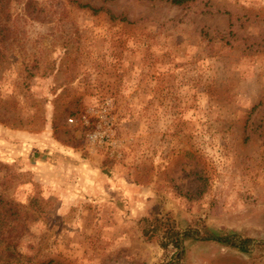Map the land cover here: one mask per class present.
<instances>
[{"label": "rangeland", "instance_id": "obj_1", "mask_svg": "<svg viewBox=\"0 0 264 264\" xmlns=\"http://www.w3.org/2000/svg\"><path fill=\"white\" fill-rule=\"evenodd\" d=\"M0 197L20 264H264V0H0Z\"/></svg>", "mask_w": 264, "mask_h": 264}, {"label": "trees", "instance_id": "obj_2", "mask_svg": "<svg viewBox=\"0 0 264 264\" xmlns=\"http://www.w3.org/2000/svg\"><path fill=\"white\" fill-rule=\"evenodd\" d=\"M194 0H169V2L176 6H187ZM82 8H88L92 13H97L100 9L91 8L89 5H79ZM41 9L38 8V11ZM18 230H26V225L23 219V214L19 211L18 205L9 201H4L0 197V264H20L21 254L17 251L18 247V237L16 236ZM187 238L186 234L181 236L182 240ZM214 242L221 244L223 246H228L237 251L243 252L241 246L232 242L229 237L215 236L209 238ZM176 246H179L176 241ZM175 246V247H176ZM183 253V252H182ZM180 254V256L182 255ZM39 264H58L53 260H48L46 262H40Z\"/></svg>", "mask_w": 264, "mask_h": 264}]
</instances>
